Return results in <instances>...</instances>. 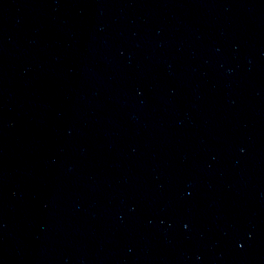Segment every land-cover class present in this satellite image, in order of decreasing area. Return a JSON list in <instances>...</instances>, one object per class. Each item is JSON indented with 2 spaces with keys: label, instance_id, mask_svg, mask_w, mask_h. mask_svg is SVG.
Returning <instances> with one entry per match:
<instances>
[{
  "label": "water",
  "instance_id": "water-1",
  "mask_svg": "<svg viewBox=\"0 0 264 264\" xmlns=\"http://www.w3.org/2000/svg\"><path fill=\"white\" fill-rule=\"evenodd\" d=\"M0 264H264V0H0Z\"/></svg>",
  "mask_w": 264,
  "mask_h": 264
}]
</instances>
